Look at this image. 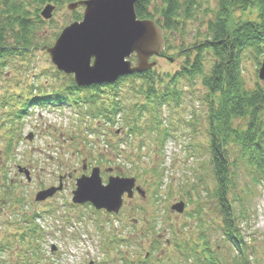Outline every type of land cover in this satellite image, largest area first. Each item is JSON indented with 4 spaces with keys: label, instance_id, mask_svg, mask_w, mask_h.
Listing matches in <instances>:
<instances>
[{
    "label": "rangeland",
    "instance_id": "1",
    "mask_svg": "<svg viewBox=\"0 0 264 264\" xmlns=\"http://www.w3.org/2000/svg\"><path fill=\"white\" fill-rule=\"evenodd\" d=\"M81 1L86 0L43 4L25 0L31 18L41 20L33 46L0 58V243L34 225L41 233L30 251L39 253L36 259L41 264H139L146 254L150 257L143 264H202L195 257L186 259L177 247L186 244L185 253L192 256L195 244L197 253L205 250L202 243L209 247L208 261L237 264L243 258L246 264H264V179L256 165L242 157L231 135L225 147L229 162L225 190L241 254L232 240L225 239L221 204L214 197L207 92L200 77L182 74L186 57L181 50L190 48L192 64L193 47L203 42L218 0H194L191 17L167 34L170 49L151 58L156 65L146 72L148 78L159 96H169L157 108L145 95L146 79L121 77L94 90L96 84L76 86L72 74L58 71L51 62L46 49L75 17L82 19L83 8L68 9ZM47 5L54 11L44 20L40 13ZM161 6L162 0H150L148 11L155 20L159 15L154 12ZM232 9L228 19L234 25L258 19L253 7ZM263 60L264 54L258 56L252 49L241 53L239 67L248 89L259 86L264 91V80L258 78ZM129 61L134 66L136 56ZM201 62L202 73L208 75L214 59L205 53ZM38 95L52 105L70 104L35 105ZM117 103L120 112L105 125L103 107L112 109ZM246 123L247 119L235 120L232 130L238 135ZM14 137L17 142L8 154L6 139ZM83 162L91 168H112L110 177L120 172L135 178L143 195L133 190L128 199L124 194L117 216L89 214L88 205L72 204L75 180L90 174L91 168L82 170ZM108 177L101 170L103 185ZM60 184L62 190L36 200L39 192ZM180 202L182 213L171 209ZM10 244L15 247L13 241ZM3 257L0 253V264H11L7 254Z\"/></svg>",
    "mask_w": 264,
    "mask_h": 264
},
{
    "label": "trees",
    "instance_id": "2",
    "mask_svg": "<svg viewBox=\"0 0 264 264\" xmlns=\"http://www.w3.org/2000/svg\"><path fill=\"white\" fill-rule=\"evenodd\" d=\"M25 0H3L2 13L4 17L0 20V58L5 60L12 56L15 51H28L32 46L35 37L36 25L41 23L39 17L31 18L25 8ZM34 3L53 2L59 3L61 0H32ZM73 1V0H69ZM150 0H137L135 13L139 20H153L163 30L165 40V51L170 49L167 41L169 32L178 30L182 19H189L194 8V0H162V6L155 10L159 15V20H155L153 14L148 11ZM253 7L258 14L257 21H245L232 24L228 16L232 13V8H239L246 11V8ZM233 10V9H232ZM230 11V12H229ZM80 20V17H75ZM193 47L196 57L192 64H189V49L181 50L186 57L182 74L191 79L200 77L202 85L207 92V102L209 103V150L212 163V172L217 182V190L214 197L218 199L223 218L222 230L227 239L234 240L236 233L232 231L235 222L234 215L228 201L226 200V184L229 175L228 156L225 150L226 142L231 135L241 147L242 157L249 159V163L256 165L257 171L264 177V91L259 86L248 89L241 76L239 62L241 53L247 49H252L258 56L264 54V0H218L217 13L215 19L208 24L207 34ZM208 53L214 59V63L208 75L202 73L201 60L203 55ZM0 64L2 65L3 62ZM149 73L142 75H132L127 78L146 79L147 98L153 99L152 107H159L167 102L169 96L166 94L158 95L154 90L153 81L148 78ZM98 89L94 87V90ZM97 94V93H96ZM95 94V96H97ZM177 97V92H176ZM95 96L90 97L91 100ZM177 100V99H176ZM67 102V101H66ZM146 108L149 105H144ZM106 109L105 107H103ZM120 109L117 103L113 110L118 112ZM247 119L244 129L232 130V122L235 120ZM231 139V138H230ZM11 145V142H10ZM11 146L8 147L10 153ZM41 231L32 226L26 231H20L11 235L10 239L1 242L0 253L6 259V254L11 258V264H41L36 258L39 253H32L31 244L39 243ZM12 239V240H11ZM11 241L15 247L11 246ZM205 242V241H204ZM240 242H236L237 249L241 254L244 253ZM205 250L197 253L198 244L194 245V255L197 263H205V255L208 246L205 243ZM12 259L14 261H12ZM35 260V261H34ZM240 263L246 264L244 259H239ZM3 264H7L3 262ZM211 264H215L211 262Z\"/></svg>",
    "mask_w": 264,
    "mask_h": 264
},
{
    "label": "water",
    "instance_id": "3",
    "mask_svg": "<svg viewBox=\"0 0 264 264\" xmlns=\"http://www.w3.org/2000/svg\"><path fill=\"white\" fill-rule=\"evenodd\" d=\"M137 0H86L72 3L69 10L84 7L83 18L65 27L46 51L51 62L68 75H74L76 86L112 84L120 77L147 72L156 65L149 62L160 57L164 50L163 30L152 20H139L135 13ZM54 6L47 5L40 13L44 20L52 17ZM135 54L136 64L129 58ZM127 59V61H126ZM170 62L172 59L168 58ZM259 79L264 80V61L259 70ZM27 180L28 172L25 171ZM135 180L110 177L103 185L99 169L94 168L89 177L76 181L72 201L75 204L90 203L95 209L117 213L122 205V196L130 198ZM51 187L36 195L44 201L61 190ZM140 192L139 189H137ZM182 202L171 207L182 213Z\"/></svg>",
    "mask_w": 264,
    "mask_h": 264
},
{
    "label": "flooded vegetation",
    "instance_id": "4",
    "mask_svg": "<svg viewBox=\"0 0 264 264\" xmlns=\"http://www.w3.org/2000/svg\"><path fill=\"white\" fill-rule=\"evenodd\" d=\"M87 169H89V167H88V166H87ZM87 169H86V170H87ZM101 169L106 171V169H109V167H104V168H103V167H101ZM111 173H113V170L111 171ZM111 173H110V172L106 173V174H107V177H108V176H110V175H111ZM103 214H104L105 216H108V217H110V215H108V214H105V213H103Z\"/></svg>",
    "mask_w": 264,
    "mask_h": 264
}]
</instances>
